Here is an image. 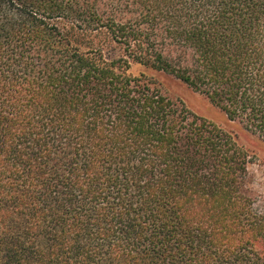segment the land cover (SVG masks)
Instances as JSON below:
<instances>
[{
	"label": "trees",
	"instance_id": "1",
	"mask_svg": "<svg viewBox=\"0 0 264 264\" xmlns=\"http://www.w3.org/2000/svg\"><path fill=\"white\" fill-rule=\"evenodd\" d=\"M264 0H0V264H264Z\"/></svg>",
	"mask_w": 264,
	"mask_h": 264
},
{
	"label": "rangeland",
	"instance_id": "2",
	"mask_svg": "<svg viewBox=\"0 0 264 264\" xmlns=\"http://www.w3.org/2000/svg\"><path fill=\"white\" fill-rule=\"evenodd\" d=\"M132 70L134 73L143 72L148 77H152L166 96L184 103L193 113L211 120L235 136L240 144L249 149L254 161L253 170L260 179H264V140L244 129L239 122L230 121L226 114L213 105L208 98L195 92L179 79L137 65ZM262 188L264 190V186Z\"/></svg>",
	"mask_w": 264,
	"mask_h": 264
}]
</instances>
